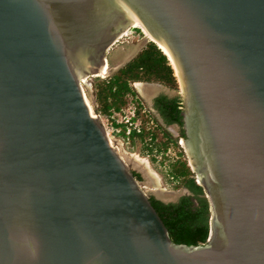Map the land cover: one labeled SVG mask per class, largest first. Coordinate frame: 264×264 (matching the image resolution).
<instances>
[{
    "label": "water",
    "instance_id": "obj_1",
    "mask_svg": "<svg viewBox=\"0 0 264 264\" xmlns=\"http://www.w3.org/2000/svg\"><path fill=\"white\" fill-rule=\"evenodd\" d=\"M134 20L178 71L204 245L172 241L85 98ZM0 264H264V0H0Z\"/></svg>",
    "mask_w": 264,
    "mask_h": 264
},
{
    "label": "trees",
    "instance_id": "obj_2",
    "mask_svg": "<svg viewBox=\"0 0 264 264\" xmlns=\"http://www.w3.org/2000/svg\"><path fill=\"white\" fill-rule=\"evenodd\" d=\"M156 82L178 88L177 78L173 67L170 65L168 57L153 42L149 43L137 56V58L108 80L96 81L97 113L112 117L114 114H122L124 109L134 108L135 116L133 122L139 123L142 130H134L132 138H138L141 143L151 145L158 139L157 131L148 128L150 120L147 115H143V106L138 99L137 92L130 86L131 82ZM179 99L173 100L168 109L162 112L169 123H179L183 125L181 110L179 109ZM138 121V122H137ZM122 134L126 136L125 126ZM158 129V128H157ZM161 129V128H159ZM165 132V140L159 142L153 151L166 153L171 147H178L177 142H173ZM151 140L147 143V140ZM169 174L173 180L178 182L177 189L181 186L188 189L195 195L197 204L191 196H183L178 203L165 204L164 202L151 196V203L167 227L172 241L176 244L187 246H199L207 243L210 236V203L204 196V188L197 184L194 173L186 160H179L170 165ZM138 180H142L139 173H134Z\"/></svg>",
    "mask_w": 264,
    "mask_h": 264
},
{
    "label": "rangeland",
    "instance_id": "obj_3",
    "mask_svg": "<svg viewBox=\"0 0 264 264\" xmlns=\"http://www.w3.org/2000/svg\"><path fill=\"white\" fill-rule=\"evenodd\" d=\"M135 30H138L141 32V34H138V32H135ZM144 35H146L141 28H136V29H131L128 31V35L123 36L121 39H119V42L114 45L108 52L109 54L112 53V51L115 50H120L121 52L128 53V51H140L142 48H144L146 45H149L147 40L149 41V38H144ZM147 37V36H146ZM150 41L152 39L150 38ZM154 43V42H153ZM171 65V64H170ZM172 66V65H171ZM120 67L119 64L113 65V68L109 69V73L103 74V75H95V77L99 78H91L88 81H86V87H85V92L86 96L88 98V101L91 104L92 110L94 115H98L96 109H97V100H96V81L101 80H108L110 77H112L114 74L118 72V68ZM174 69V68H173ZM175 76L177 78L178 82V88H172L167 85H162L159 83H155L149 88L151 93H155L156 91H162L165 90L167 92H171L172 95L179 96L183 98V88L181 81L179 79V76L176 74V71L174 69ZM138 87V92H143L138 84L136 85ZM166 86V87H165ZM136 87V88H137ZM168 87V88H167ZM137 92V91H136ZM137 92V94H138ZM142 94V93H141ZM143 95V94H142ZM138 99L141 101L143 110L146 113H143V115H147L148 119L150 120V124L148 125V128H154L157 131L158 139L155 141L154 144L151 145V148L155 147L156 145L159 144V142H163L165 140V131L162 129H157V121H155L154 116L152 113L148 111V105L146 102L147 96L143 95L141 96L138 94ZM132 110H135L134 108H128L124 109L122 111V114H114L111 117V120H107L108 118L106 116H102L103 122L107 125L109 129H111V121L114 123L116 126H125L126 132L127 128L124 123H121L123 118L122 116H128ZM136 112V111H135ZM138 122V121H137ZM140 123V121H139ZM139 123H135L136 125H139ZM161 123V122H160ZM120 128V130H123V127H117ZM142 130V128H138ZM169 130V138H173L174 136H177V130L175 126H171L167 128ZM137 130L133 129L132 131ZM120 133L115 135L113 145L117 148L119 151L120 155L125 159L129 167L137 171L141 174L142 180H138L140 183V186L143 188V190L148 194V195H155L157 197H163V194H179L180 197L182 195L189 194V190L186 189L185 187H180L177 189L178 182L172 179V177L169 174L170 170V165L174 162H177L179 160H186L188 165L191 167L192 172L194 173V178L197 180L196 182H199V177L198 174L195 170V167L192 165L191 160L189 159L186 151L181 147L180 145V140L177 142L178 147H171L166 153L163 152H158L157 148L154 149L152 152L149 151L151 148L148 147L147 144L141 143V141L138 138H132L131 136L127 138V136H124L122 134V131H119ZM114 136V135H113ZM171 140V139H170ZM151 140H147V143H149ZM184 148H185V144Z\"/></svg>",
    "mask_w": 264,
    "mask_h": 264
},
{
    "label": "flooded vegetation",
    "instance_id": "obj_4",
    "mask_svg": "<svg viewBox=\"0 0 264 264\" xmlns=\"http://www.w3.org/2000/svg\"><path fill=\"white\" fill-rule=\"evenodd\" d=\"M132 29H136V28H132ZM135 32H138V34H141V32H139L138 30H135ZM128 35V34H127ZM124 36V35H123ZM122 38V37H121ZM120 38V39H121ZM144 38L147 39L146 35H144ZM119 42V41H118ZM117 42V43H118ZM116 43V44H117ZM148 43H151L150 39L148 41ZM115 44V45H116ZM147 46V45H146ZM145 46V47H146ZM144 47V48H145ZM144 48H142L141 50H143ZM140 53V52H139ZM139 53L137 54V51H128V53H123L121 52V49L120 50H113L112 53L107 54V66H109V69L110 68H113V65L115 64H119L120 67L124 68L125 66H127L129 63H131L132 61H134L137 56L139 55ZM122 68H119L118 71ZM99 78V77H97ZM156 82H146V81H142V82H131L130 83V86L138 92V88H136L137 84H142L141 86L143 87V92H138V94H140L141 96L145 95L147 96L146 99V102H147V105H148V111L150 113H152V115L154 116V120L157 121V128H161L163 131H165L166 133H170L169 130L167 128L171 127V126H175L176 127V130H177V133L178 135L177 136H174L173 135V138H171V140L173 142H179V140H186L188 139V134H187V127H186V117H185V112H186V109H185V104H184V99L182 97H179V96H175V95H172L171 92H167L166 89L165 90H162V91H156L155 93H151L150 90H148L147 88H149L150 84H155ZM161 84V83H159ZM163 85V84H162ZM166 87V86H165ZM168 88V87H167ZM138 89V90H136ZM143 95H142V94ZM175 99H179V109L181 110V115H182V121H183V125H180L179 123H169L167 121V118L165 117V115L163 114V110L164 109H168L169 107V104L175 100ZM144 113H146L145 111H143ZM161 122V123H160ZM171 134V133H170ZM134 173H139L137 171H134L132 170ZM140 174V173H139ZM150 196H154L156 199L164 202L165 204H169L170 202H166L164 200H162V198L160 197H157L155 195H150ZM183 196H191L193 197V201L195 202V204H197V200L195 199V195L189 191V194H186V195H182L181 197ZM180 197V199H181ZM179 199V200H180ZM179 202V201H178ZM177 202V203H178ZM172 203V202H171Z\"/></svg>",
    "mask_w": 264,
    "mask_h": 264
},
{
    "label": "built area",
    "instance_id": "obj_5",
    "mask_svg": "<svg viewBox=\"0 0 264 264\" xmlns=\"http://www.w3.org/2000/svg\"><path fill=\"white\" fill-rule=\"evenodd\" d=\"M89 79H91V78H86L85 82H84L83 79L81 80V85L83 87L84 94H86V92H85L86 81H88ZM98 116L102 119L101 114L96 115V117H98ZM134 116H135V110H132L131 113L128 116H122L123 120H122L121 123H124L126 125V128H127L126 136H127V138H129L131 136V134L133 132L132 131L133 129H137V132H140V129H138V128H141L140 124L139 125H136L132 121V118ZM107 118H108L107 120H109V121L111 120V117L110 118L107 117ZM103 123L105 125L106 131H107V135L109 137L110 142H114L113 140L115 138V135L118 134V133H120L119 131H122V130H120V128H117V126L114 125V123L112 121H111V129H109L107 127V125L105 124V122H103ZM183 144H184V142H183V140H181L180 141V145H181L182 148H183Z\"/></svg>",
    "mask_w": 264,
    "mask_h": 264
},
{
    "label": "bare ground",
    "instance_id": "obj_6",
    "mask_svg": "<svg viewBox=\"0 0 264 264\" xmlns=\"http://www.w3.org/2000/svg\"><path fill=\"white\" fill-rule=\"evenodd\" d=\"M133 27L134 28H141L142 29V31L146 34V36H147V38H151L152 39V41L162 50V52L168 57V59H169V62H170V64L172 65V67L175 69V71H176V74L178 75V71H177V68H176V66H175V62H174V60H173V57H172V55H171V53H170V51L168 50V48L166 47V46H164L163 44H158L150 35H149V33L147 32V30L143 27V25L139 22V21H137V20H134L133 21ZM128 34V31L124 34V36H126ZM149 36V37H148ZM149 38V39H150ZM107 73H109V66H107V61H106V64L100 69V71H98V73H96L95 75H103V74H107ZM84 80V82H85V80H86V78H84L83 79ZM142 84H138V86L140 87V89L143 91V87L141 86ZM138 88V87H137ZM85 98H86V100H87V103H88V105H89V107H90V109H91V112L93 113V110H92V107H91V104H90V102L88 101V98H87V96H86V94H85ZM94 114V113H93ZM111 144L113 145V142H111ZM114 146V145H113Z\"/></svg>",
    "mask_w": 264,
    "mask_h": 264
},
{
    "label": "clouds",
    "instance_id": "obj_7",
    "mask_svg": "<svg viewBox=\"0 0 264 264\" xmlns=\"http://www.w3.org/2000/svg\"><path fill=\"white\" fill-rule=\"evenodd\" d=\"M132 119H133V118H132ZM132 121H133V120H132ZM134 123H135V122H134ZM183 149H184V148H183ZM196 181H197V180H196ZM197 184H198V185H200V183H199V182H197Z\"/></svg>",
    "mask_w": 264,
    "mask_h": 264
}]
</instances>
